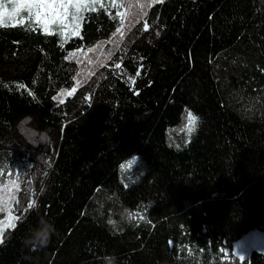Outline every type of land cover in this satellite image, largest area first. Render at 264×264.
I'll use <instances>...</instances> for the list:
<instances>
[{
  "label": "trees",
  "instance_id": "trees-1",
  "mask_svg": "<svg viewBox=\"0 0 264 264\" xmlns=\"http://www.w3.org/2000/svg\"><path fill=\"white\" fill-rule=\"evenodd\" d=\"M120 27L104 8L69 39L0 25V187L17 185L0 264H264L235 252L264 232V0H163Z\"/></svg>",
  "mask_w": 264,
  "mask_h": 264
},
{
  "label": "rangeland",
  "instance_id": "rangeland-1",
  "mask_svg": "<svg viewBox=\"0 0 264 264\" xmlns=\"http://www.w3.org/2000/svg\"><path fill=\"white\" fill-rule=\"evenodd\" d=\"M161 1L163 0H72V3L87 4V8H104L109 12L114 11L120 19L121 27L119 32L122 34L128 28V24L131 20L133 21L134 19L144 16L146 10L150 6H153L154 4ZM38 2L39 0H0V25H24L28 21H32L41 27L42 31L47 34L60 32L63 39L76 37L80 34L82 13L86 8H81L74 17L73 13H75L76 10L72 7H69L68 15L65 17L64 23H50L48 30L45 31L42 24L38 23L35 19V9L32 12H29L26 7H19L20 5H26L29 3L34 4ZM56 2L59 3L61 0H56ZM63 2L68 3V0H63ZM40 12L41 16H43L45 10L41 9ZM77 56H83L84 59L89 58L87 53L84 52L82 54H77ZM71 93L72 91H66L64 92V96ZM188 111H191L193 114L197 115L194 111L186 109L183 113L182 120L175 126L170 127L167 132L169 145L176 150L183 149L194 138L199 127L198 120L196 130L191 133L187 131ZM129 161H133L131 167L127 166ZM124 165L125 167L121 168V181L125 186H130L137 182L147 169L145 161L138 154L129 157L125 161ZM6 185V188L0 187V212L4 213V217L0 219V227H3L4 231L8 228H11L16 221V217L12 212V199L14 198V192L17 188L16 177L11 176ZM10 217L12 218L11 220ZM251 250H258L264 253V232L252 230L235 243V252L239 257H247Z\"/></svg>",
  "mask_w": 264,
  "mask_h": 264
},
{
  "label": "snow or ice",
  "instance_id": "snow-or-ice-1",
  "mask_svg": "<svg viewBox=\"0 0 264 264\" xmlns=\"http://www.w3.org/2000/svg\"><path fill=\"white\" fill-rule=\"evenodd\" d=\"M19 7H26L29 12H32L35 9L34 15L35 19L38 23L42 24L45 31L48 30L49 24H63L65 17L68 15V8L72 7L76 10L75 13H73L74 17L76 13L80 11L81 8H87V4H80V3H72V0H68V3H64L63 0L61 2L57 3L56 0H39L38 3H29L26 5H20ZM44 9V15L41 16L40 10ZM138 94V93H137ZM199 120V117L195 114H193L191 111L187 112V131L189 133L196 130V125ZM133 161L128 162V167H131ZM125 165H121V168H124ZM12 218L10 217V220ZM10 223V221H9ZM3 232L4 228L0 227V243H3ZM41 236L44 235V232L40 233ZM240 260H243L244 257L240 256Z\"/></svg>",
  "mask_w": 264,
  "mask_h": 264
},
{
  "label": "clouds",
  "instance_id": "clouds-1",
  "mask_svg": "<svg viewBox=\"0 0 264 264\" xmlns=\"http://www.w3.org/2000/svg\"><path fill=\"white\" fill-rule=\"evenodd\" d=\"M47 237L46 236H41L40 234H37V236L35 237V242L39 243V244H43L45 243Z\"/></svg>",
  "mask_w": 264,
  "mask_h": 264
}]
</instances>
